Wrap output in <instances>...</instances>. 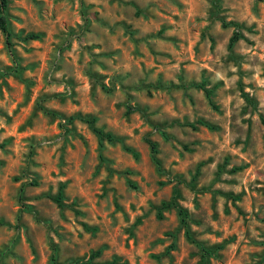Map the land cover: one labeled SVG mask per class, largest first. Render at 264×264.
I'll use <instances>...</instances> for the list:
<instances>
[{
	"label": "rangeland",
	"instance_id": "1",
	"mask_svg": "<svg viewBox=\"0 0 264 264\" xmlns=\"http://www.w3.org/2000/svg\"><path fill=\"white\" fill-rule=\"evenodd\" d=\"M6 13L0 264H264V0Z\"/></svg>",
	"mask_w": 264,
	"mask_h": 264
},
{
	"label": "trees",
	"instance_id": "2",
	"mask_svg": "<svg viewBox=\"0 0 264 264\" xmlns=\"http://www.w3.org/2000/svg\"><path fill=\"white\" fill-rule=\"evenodd\" d=\"M8 4H9V0H0V29L2 30V32L4 33L5 37H6V42L7 44L10 46L11 43V29L9 26V21H8V17H7V9H8ZM28 38L31 39H37L39 38V35L35 34V33H29ZM237 40V37H232L231 39V45H233V43ZM206 93L208 95L211 94V91L206 89ZM89 122L94 125L95 124V119H91L89 120ZM94 131L101 136L102 138H107L108 140L112 141L115 139V136L111 133V132H107L105 133L102 129L94 126ZM150 145H151V150H152V155H153V159L156 162V164H160V160L157 157L158 154V146L157 143L154 141H150ZM32 184H37V181H32ZM54 200L57 201L58 203H62L63 201V186L60 188L59 193L54 197ZM204 250H208L206 248H204ZM100 253V251H97L96 253H94L93 256H97ZM101 264H118L117 261L113 260V261H108L105 263H101Z\"/></svg>",
	"mask_w": 264,
	"mask_h": 264
}]
</instances>
